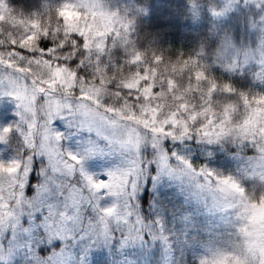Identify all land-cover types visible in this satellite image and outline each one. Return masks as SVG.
Listing matches in <instances>:
<instances>
[{
	"label": "rangeland",
	"instance_id": "obj_1",
	"mask_svg": "<svg viewBox=\"0 0 264 264\" xmlns=\"http://www.w3.org/2000/svg\"><path fill=\"white\" fill-rule=\"evenodd\" d=\"M52 1L57 5V9L64 3V0H60V3L57 0ZM224 2L225 0H221V3ZM141 10L146 11L144 7L134 5L131 0H99L96 16L74 17L70 22L68 19L70 14L65 10L63 15L66 22L63 25L88 37L90 39L88 47L91 50L105 46L113 49L122 43L126 45L132 28L126 29L125 26L129 22L133 26L132 17L136 14L144 15ZM109 18L112 20L111 23ZM27 22L10 12L5 0H0V32L6 30L0 35V57L22 65L25 70V72H15V69V71L8 69V73L16 74L19 83L12 81L11 93H5L3 89H0V97L11 94L22 105L21 119L17 120L14 116L11 121L13 127L18 126L22 130L29 125V118H31L30 130L11 139V151L7 148L0 149V162H4V166L0 167V175L4 177L0 181V191L3 193V203H0V260L26 256L33 257L34 260L39 259L36 253L29 251L30 242L36 231L47 224L46 230L49 231L50 238L42 242L37 237L38 245L49 246L54 241L66 244L72 239L74 243L82 242L84 246H81L82 250L76 251L62 245L49 257L46 264H91L96 260V255L107 249L103 247L109 245L114 236L120 233L115 231L105 234L102 228L97 227L99 221H96L99 208L111 206L116 201L109 197L93 203V198L83 193L81 187L77 186L79 177L72 178L71 165H64L62 160H58V154L52 153L46 141L41 147L51 155L50 169L60 173L57 188L64 195L61 197L50 193L47 181L42 180L41 172L40 182L28 185L27 177L34 162L23 160L24 155H30L31 151L26 149V153L21 154V147L27 146L30 150L34 137L39 142L47 129V124H50L48 114L72 102L76 111L89 117L98 116L100 120L108 121L109 126L98 121L93 123L91 120H78L77 123L83 129L82 134L65 143L64 147L77 152L87 149L92 154V158L86 162V170L96 179H105L110 172L126 175L129 191L124 194V199L133 196L136 207L135 197L138 193L139 177L134 178V169H137L140 163L137 152L146 141V130L159 134L162 132L169 136L173 133L187 136L189 135L188 127L185 125L188 120L174 116L168 117L170 113L166 108L162 109L160 105L155 107L152 101L154 97L151 94L153 85L149 74L146 71L141 72L138 66H132L139 64L138 55L132 56L130 51L124 49L121 58L111 57L110 50L104 52L105 47L104 50L100 49L98 60L101 64L96 62V68L100 67L101 70L98 75H93L94 80H85L78 75L74 78L73 73L76 72L71 67L64 64L57 67V62L53 59L54 63L38 55L40 52L37 47L39 29L28 27L30 23L27 24ZM231 29L235 30L234 36L238 41L244 43L245 51H247L244 57L245 62H255L257 58L264 55V31H257V33L252 30L246 31L242 21L239 24L238 35L234 22ZM112 66L114 69L106 73V67L112 68ZM115 66H119L121 72H116ZM28 76L31 78L29 79ZM25 79L31 84L26 86ZM0 82L9 83V75L0 71ZM110 84L113 87H110ZM33 87L41 90L47 88L50 93H55L63 104L56 101H53L51 105L34 104ZM125 88L138 89V91L121 93ZM81 92L88 98L87 100L78 101ZM258 97L263 98V95L258 93ZM117 98L122 102L118 104ZM262 98L260 103L252 107L248 120L245 119L237 127H233L226 119L213 121L216 119L214 118L208 122V118L204 117L208 113L206 107L195 112V117L200 119L194 125L204 123V126H208L203 127L202 131L198 129L196 135L203 134L216 138L218 133L233 130L232 132L238 133L244 139L243 141L248 139L256 143V153H253V157L249 159L244 171L240 174L230 172L207 158H205L206 162H199L196 165L188 156L186 147L176 152L175 156L167 153L165 149H157L156 155L160 162L159 169L156 167L157 175L160 176L158 178H162L166 185L171 184L172 191L183 199L179 202L182 206L180 210L182 220L179 218L176 222L179 226L178 237L175 239L177 256L170 264H200L203 260H206L208 264H216V261L224 260V258H227L224 264H236L237 260L241 264L245 260L251 264L254 256L264 254V184L253 180V176L259 177L264 173V100ZM0 107H7L9 116H13L16 112L11 101L0 102ZM103 107L136 117L139 123L141 121L142 128L136 126L135 120L118 121L111 115L109 119ZM34 112H38L40 117H43L39 121L42 126L39 129L33 117ZM180 116L185 117L182 114ZM186 116L188 117L185 118H190L188 113ZM171 119H177L174 120L178 123L177 127L170 123ZM112 125L119 129H112L110 127ZM2 126L3 124L0 123V127ZM53 129L62 132L65 130V125L57 119ZM51 135L54 136V134ZM7 138L8 133L0 130V140L6 142ZM129 140L133 142L132 146H129ZM18 142L22 144H19V152ZM52 145L56 146L54 141ZM178 157L189 162L196 170L207 167L219 175H233L241 178V183H245L246 188L241 191L236 185H228V195L235 196V201L229 208L227 202L219 198L213 199L206 191L201 190L196 181L202 182V178L194 179L180 163ZM10 160H20L23 165L18 179L14 181L19 185L14 194L11 193V184L8 183L7 177H14L19 165L9 164ZM28 186L32 187L30 194H26ZM121 187L119 181L113 183L114 190H120ZM9 199H14L10 208L7 207ZM42 209L47 213L45 220L37 221V214H40ZM65 212L68 215L62 216L61 213ZM197 226L199 229L195 230ZM207 231H215V233L209 235Z\"/></svg>",
	"mask_w": 264,
	"mask_h": 264
},
{
	"label": "trees",
	"instance_id": "obj_2",
	"mask_svg": "<svg viewBox=\"0 0 264 264\" xmlns=\"http://www.w3.org/2000/svg\"><path fill=\"white\" fill-rule=\"evenodd\" d=\"M131 1L134 5L144 7L147 14H136L132 17L134 19L131 26L132 32L127 38L126 45L122 43L123 45H117L113 49L105 46L104 52L110 50L111 57L121 58L125 49L130 51L132 56L138 55L139 64L132 66H138L141 72L146 71L149 74L153 85L151 94L154 97L152 101L155 107L160 105L162 109L166 108L170 113L168 117L187 119L188 123L185 126L188 127L189 135L193 137L184 140L164 139L169 135L146 130V141L137 152L140 163L137 169H134V178L139 177L138 193L135 197L136 209L146 221L157 220L160 226L154 227L150 232L145 230L143 240L136 238V234L133 233L131 240L123 242V234L121 232L116 234L110 244L103 247L107 249L96 255V260L91 264H170L176 259L175 239L179 233L176 222L179 218L182 220L180 212L182 206L179 202L183 199L172 191L171 184L166 185L162 178H158L156 167L159 169L160 162L156 155L157 149H165L167 153L172 154L186 147L187 154L194 164L204 163L207 158L237 174L244 171L249 159L253 157V153H256L255 147L252 146L253 142L248 139L243 141L244 139L238 133L232 132L233 130L218 133L220 143H215L217 137L213 138L214 143L197 142L196 137L206 135H196V131L198 129L202 131L203 127L208 126H204V123L194 125L200 119L195 117L196 110L206 107L208 113H204V117L208 118V122L214 118L216 119L213 121L226 119L233 127H237L245 119L248 120L254 104L260 103L262 97H258V93L263 95L262 100H264V93L253 86V83L258 84L259 80L251 73L246 79L241 73H233L229 68L232 61L230 57L238 55L241 63H244L247 52L244 43L239 42L234 36L235 30L231 29L233 22L235 24L237 22L233 20L229 26L225 27V17H217L215 21L205 18L207 0ZM5 2L10 12L22 18L23 21H28L27 24L30 23L28 27L39 29L38 38L43 37L45 32L48 33L46 38L52 41L56 48V52L48 61L71 60L72 52H79L84 47L73 43L72 33H76L84 37L88 49L79 57L84 64V69L77 75L85 80H94L93 75L99 74L101 68H96V62L101 64L98 55L100 49L104 50L105 47L91 50L88 47L90 44L88 37L75 29L57 23V5L52 0H5ZM193 3L198 6L196 9L191 7ZM208 5L214 6L212 0H208ZM5 32L6 30L0 32V35ZM62 47L71 48L72 52H61ZM198 54L199 59H197ZM41 58L45 59L43 56ZM79 67L78 64L71 68L77 73ZM0 68L25 72L22 65L3 57H0ZM115 68L116 72H121L119 66ZM217 68H219L218 71L214 70ZM113 69L114 66L106 67V73ZM109 86L113 87L111 84ZM153 89L156 91L153 92ZM121 93L127 94L128 91L124 89ZM118 98L119 104L122 101ZM103 110L118 121L135 120L136 126L142 128L141 121L139 123L134 116H128L126 113L107 107H103ZM186 113L190 115V118H185L188 117ZM180 114L185 117H181ZM174 120L177 119H171L170 123L177 127L178 123ZM202 122L205 121L202 120ZM176 137L179 138L180 135L176 134ZM245 143H248L247 146ZM19 144L18 142L19 150L14 147L18 152ZM153 144L155 148L152 147ZM21 150V154L27 151L24 147H21ZM39 175L40 171L34 168L33 163L27 177L28 185L34 182L39 183ZM31 188L28 186L26 194L31 193ZM159 212L162 214H158ZM198 229L199 226L195 228V230ZM214 233L215 231H207L209 235ZM149 236L151 239L148 238ZM37 237H39L38 230L30 242L33 253H36L35 250L38 247L49 248V246L38 245ZM72 242V239L66 244L54 241L50 244L49 251L51 248L58 249L62 245L67 249L82 250L81 246H84L82 242ZM37 256L39 259L36 260L28 256L12 257L9 260H0V264H41V256H48V252Z\"/></svg>",
	"mask_w": 264,
	"mask_h": 264
},
{
	"label": "snow or ice",
	"instance_id": "obj_3",
	"mask_svg": "<svg viewBox=\"0 0 264 264\" xmlns=\"http://www.w3.org/2000/svg\"><path fill=\"white\" fill-rule=\"evenodd\" d=\"M60 3V0H57ZM212 4L214 6L208 5L205 10V18H211L215 21L217 17H225L224 24L225 27L229 26L233 20L237 22L236 29L237 35L239 32V24L242 21L244 28L246 31L252 30L254 33L257 31H264V0H225L224 3H221V0H212ZM99 5V0H64V3L60 8L57 9V16H64L63 13L65 10L69 12L70 15H73L77 18L84 17L87 18L90 15H97V6ZM193 9H196L198 6L193 3L191 5ZM146 15L147 12L145 10H141ZM64 19V23H65ZM109 22L112 20L109 18ZM126 29L131 28V22L125 26ZM48 33L45 32L44 36L37 39V47H39L40 52L38 55L43 56L46 60L51 58L56 52V48L52 41L48 40ZM72 39L74 44H79L84 47L81 48L79 52H72L71 48L62 47L60 49L61 52H72V59L65 61H57V67L60 66L61 63L66 64L68 67H75L76 65H80L77 69V73H73V77L84 69L83 62L79 59V57L86 51H88L86 46V41L83 36L72 33ZM215 45V41H214ZM13 48L15 45L13 44ZM199 59V54L197 56ZM230 70L233 73L239 72L245 76L247 79L249 73L257 80L259 83H253L254 87H258L261 93H264V55L260 58H257L255 62H244L241 63L240 59L237 56L232 58V61L229 65ZM219 70V68L214 69ZM5 74L9 75V83L0 82V89H3L5 93H11L12 91V81L19 83V78L15 73H8L7 68L0 70ZM31 82L25 79V85H30ZM79 91V90H78ZM125 91H138V89L125 88ZM156 89H153L155 92ZM215 91V89H213ZM88 98L81 92V95L78 97V101L87 100ZM132 99V97H130ZM11 101L14 104L16 112L13 116H9L7 107H0V123L3 124L0 127V130L8 133V138L6 142H0V149L7 148L11 151V139L16 135H22L23 132L30 130L31 118H29V125H26L24 129H20L18 126L13 127L11 121L15 116L17 120L21 119V103L17 102V98L13 95H3L0 97V102ZM32 101L34 104L45 103L51 105L53 101H56L59 104H63L55 93H50L47 88L45 89H37L35 87L32 88ZM97 106H99V102H97ZM108 111V110H106ZM50 119V124H47V129L41 136L39 142L35 139L33 140V144L31 149L25 146V149L31 151L30 155H24V161H33L34 168L39 170L42 174V180H46L49 186L50 193L54 195L63 196L64 193L61 192L57 188V184L59 183L60 173L55 169H50V158L51 155L47 154L44 149L41 147L42 144L47 142V147L52 150V153H57V159L62 160L64 165H71L72 178L79 177V183L77 186L81 187V191L85 194L90 195L93 198V203L97 200L107 199L112 197L114 199V203L108 207H100L99 214L96 217V221H99L97 227L102 228L105 234L109 232L119 231L123 234V242H128L133 238V233L136 234V238L143 240L146 234L145 230L152 231L154 227H159V221L157 220H145L144 217L140 216L138 210L135 207V199L133 196H128L127 199H124V194L129 191L128 189V177L121 173H108L107 178L105 179H96L93 176L89 175L86 170V162L92 158V154L84 149L80 152L69 150L64 147V144L72 141L76 137L82 134V127L77 123L78 120H91L93 123L100 122L101 124H105L109 126L108 121L100 120L98 116L89 117L86 114H81L76 111L73 103L69 102L66 106L61 107L56 112H50L48 114ZM33 117H35L36 127L39 129L42 126L39 124V121L43 119L40 117L38 112L33 113ZM57 119L61 120L65 125L64 131H55L53 129V125L57 124ZM110 119V113H109ZM58 126V125H57ZM112 129H119L117 126H110ZM167 127V126H166ZM51 134H54L51 135ZM192 135L180 136L176 137L175 133L171 136H168L164 139H172V140H184L192 138ZM196 137V136H195ZM197 142L204 141L207 143H214L213 138L211 136H202L196 137ZM153 139H157L153 137ZM52 141L55 142V147L52 145ZM221 140L219 137L216 138L215 143H220ZM132 141L129 140V146H132ZM248 143H245L247 146ZM253 147L256 146L255 143L252 144ZM155 148V144L152 145ZM41 149V151H37ZM175 156V153H172ZM180 163L185 166L188 173L195 178H202V182L197 180V186L206 191L213 199H221L227 202L229 208H231V203H234L235 196L228 195V185L233 184L238 186L241 191L246 188V184L241 183V178L234 177L233 175H219L214 171L208 169L207 167H201L199 170L193 168V166L185 161L183 158H179ZM9 164H17L19 167L16 170L15 176H8V183L11 184V193H15L18 184L14 183L16 179H18L21 170H22V162L20 160H10ZM4 166V162H0V167ZM147 167V165H145ZM3 176L0 175V181L3 180ZM253 180L258 181L261 184H264V173H262L259 177L253 176ZM119 181L122 185L120 190L113 189V183ZM133 185H135V181L133 180ZM86 186V187H85ZM14 199H10L7 202V207H12ZM0 203H3V193L0 191ZM47 213L46 210L42 209L40 214H37V221H44ZM62 216H67L68 213H61ZM96 221H92L95 223ZM53 223H55L53 221ZM143 226V227H142ZM47 229V224L44 227L38 229L39 239L43 241H48L50 238V233ZM151 239V236L148 237ZM50 248V245H49ZM38 247L35 251L37 255L41 253L48 252V256H41V264H46L49 260V257L56 252L55 248ZM31 252V249H29ZM218 260L216 264H224L225 260ZM200 264H208L206 260L200 262ZM236 264H241L239 260L236 261ZM243 264H250L249 261H243ZM251 264H264V254H258L254 256Z\"/></svg>",
	"mask_w": 264,
	"mask_h": 264
},
{
	"label": "clouds",
	"instance_id": "obj_4",
	"mask_svg": "<svg viewBox=\"0 0 264 264\" xmlns=\"http://www.w3.org/2000/svg\"><path fill=\"white\" fill-rule=\"evenodd\" d=\"M75 16H73V15H69L68 16V19H69V21L71 22L72 20H73V18H74ZM64 19H65V16H57V23H59L61 26H63V24H64Z\"/></svg>",
	"mask_w": 264,
	"mask_h": 264
}]
</instances>
